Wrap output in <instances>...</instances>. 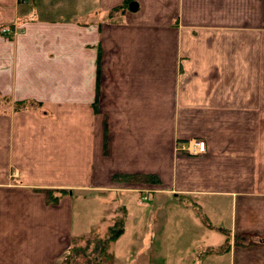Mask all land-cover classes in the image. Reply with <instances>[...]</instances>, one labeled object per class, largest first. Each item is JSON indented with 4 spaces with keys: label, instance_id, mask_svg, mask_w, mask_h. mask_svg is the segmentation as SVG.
<instances>
[{
    "label": "crops",
    "instance_id": "1",
    "mask_svg": "<svg viewBox=\"0 0 264 264\" xmlns=\"http://www.w3.org/2000/svg\"><path fill=\"white\" fill-rule=\"evenodd\" d=\"M126 2L0 0V264H58L117 193L264 264V0Z\"/></svg>",
    "mask_w": 264,
    "mask_h": 264
},
{
    "label": "rangeland",
    "instance_id": "2",
    "mask_svg": "<svg viewBox=\"0 0 264 264\" xmlns=\"http://www.w3.org/2000/svg\"><path fill=\"white\" fill-rule=\"evenodd\" d=\"M122 195L119 193L115 195L116 201L112 207L109 206L110 211L103 216L106 219L94 234L86 236L88 240L82 242L88 253L95 250L98 241H103L113 233V226L122 218L123 214L115 212V207L129 210L127 230L112 245L115 264H199L202 263L199 256L203 248L209 244H220L216 241L222 237L220 233L209 231L210 235H207V232L200 233L194 225H189L182 219L178 220L173 215L166 227L159 230L158 214L160 210H170L174 204L169 201L157 207L154 204L157 197L155 199L153 196L148 197L146 200H141L140 197L142 203H139L137 193L130 194L132 196L130 199L123 198ZM165 198L166 196L163 199ZM197 219L198 225H203L201 220ZM160 222L162 223L161 220Z\"/></svg>",
    "mask_w": 264,
    "mask_h": 264
},
{
    "label": "trees",
    "instance_id": "3",
    "mask_svg": "<svg viewBox=\"0 0 264 264\" xmlns=\"http://www.w3.org/2000/svg\"><path fill=\"white\" fill-rule=\"evenodd\" d=\"M130 0H128V3ZM126 2L124 5L116 8L113 12L124 11L128 6ZM123 178L115 176V179ZM132 175H125L123 179H132ZM145 181L149 182L154 179L153 176H148L144 178ZM62 194V192H60ZM48 196L51 201H56L57 197L54 196V191L48 190ZM196 210L198 216H200L202 222L209 228L214 229L213 225L210 224L208 218L203 214L201 208L195 204L192 205ZM126 229V215L123 216L116 224L113 226V233L109 235L103 241H98V244L93 252H87L82 245V242L88 240L86 237H76L73 242V247L70 252L65 255L58 264H115V253L112 251V244L115 243L125 232ZM226 235L229 232L226 230H221ZM83 247V248H82ZM230 249V241L227 239L226 243L218 248L206 249L204 254H221L228 252Z\"/></svg>",
    "mask_w": 264,
    "mask_h": 264
},
{
    "label": "built area",
    "instance_id": "4",
    "mask_svg": "<svg viewBox=\"0 0 264 264\" xmlns=\"http://www.w3.org/2000/svg\"><path fill=\"white\" fill-rule=\"evenodd\" d=\"M20 2L24 3L28 0H19ZM2 33H9V29H1ZM179 150L182 153H186L192 156H200L204 155L207 151V146L206 143L203 140H192L189 141L188 143H184L179 147ZM147 197H143L145 200Z\"/></svg>",
    "mask_w": 264,
    "mask_h": 264
}]
</instances>
